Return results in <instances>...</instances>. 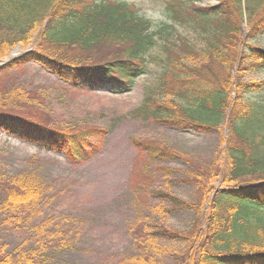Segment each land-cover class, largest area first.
I'll return each instance as SVG.
<instances>
[{
	"label": "trees",
	"instance_id": "trees-1",
	"mask_svg": "<svg viewBox=\"0 0 264 264\" xmlns=\"http://www.w3.org/2000/svg\"><path fill=\"white\" fill-rule=\"evenodd\" d=\"M200 1L164 0L165 18L204 34V53L193 57L181 37L164 44L158 83L146 90L130 117L181 132L209 133L225 126L227 134L207 171L199 173L200 167L187 160L194 168L188 180L201 193L198 201L153 191L163 200L152 209L156 218L135 224L129 235L133 251L118 264H264V136L252 132L256 112L245 100L262 90L264 81L244 80L264 71V48L249 43L264 35V0H243L250 22L246 36L240 0H233L231 11L225 0L207 7ZM39 27L36 46L2 61L11 49L29 43ZM110 43L115 49L105 50ZM154 45L150 23L132 0H0V72L36 64L56 78V88L124 94L147 74V54ZM170 48L180 54L169 57ZM10 109L0 107L1 132L60 153L72 166L90 158L108 134L98 128L62 129ZM131 142L146 164L182 160L165 147ZM215 179L220 186L209 192ZM48 193L34 173L0 177V264H52L73 248L74 237L78 241L75 220L44 210ZM178 210L193 212L188 230L175 231L163 220ZM163 240L181 243L182 252Z\"/></svg>",
	"mask_w": 264,
	"mask_h": 264
},
{
	"label": "rangeland",
	"instance_id": "rangeland-1",
	"mask_svg": "<svg viewBox=\"0 0 264 264\" xmlns=\"http://www.w3.org/2000/svg\"><path fill=\"white\" fill-rule=\"evenodd\" d=\"M225 1L231 11L234 1ZM240 1L239 20L246 36L250 22L245 3ZM132 2L150 23L155 45L147 54V74L135 81L130 92L112 94L59 89L56 78L36 64L0 72V107L12 108L10 110L17 116L48 120L66 130L98 128L108 131L90 158L77 166L69 164L60 153L47 152L0 131V177L9 178L21 172L36 174L49 188L42 201L49 202L44 210L54 216L73 219L79 226L78 241L74 237L73 248L53 258L52 264H118L128 257L126 255L133 251L129 235L135 224L151 222L156 218L152 209L163 202L153 191L161 190L188 203L197 202L201 193L188 180L194 168L187 160L192 166L200 167L199 173L207 171L219 148V140L227 134L225 126L209 133L181 132L130 117L142 103L146 90L158 83L165 66L164 44L171 46L175 37H181L194 50L192 56L200 58L206 43L204 34L193 26L173 24L165 18L164 0ZM216 3V0H201L199 5L207 7ZM40 29L32 34L29 43L11 49L2 61L36 46ZM249 43L264 48V35ZM107 45L105 50L115 49L113 43ZM170 50L169 57L180 54L179 49ZM244 80L263 82L264 71L249 73ZM245 100L254 104L256 112L250 126L252 132L258 137L264 136V88L247 94ZM132 140L165 147L182 160L146 164ZM161 168L170 173L164 175ZM219 186V180L215 179L207 187L210 192ZM192 217V211L178 210L163 220L173 230L182 232L188 230ZM162 243L173 251L182 252L179 242L163 240Z\"/></svg>",
	"mask_w": 264,
	"mask_h": 264
}]
</instances>
